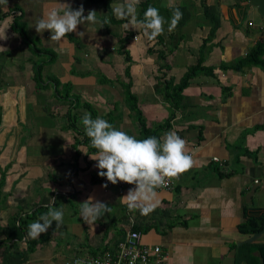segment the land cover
Here are the masks:
<instances>
[{"label": "crops", "instance_id": "obj_1", "mask_svg": "<svg viewBox=\"0 0 264 264\" xmlns=\"http://www.w3.org/2000/svg\"><path fill=\"white\" fill-rule=\"evenodd\" d=\"M44 1L49 2L45 11L42 10L43 0L37 2L41 3L39 9H31V3L27 2V10L11 3L0 10V14H7L0 19V179L3 177L0 227L7 225L9 214L18 208L47 205V212L49 207L62 208L65 219L57 230L53 222L46 241L38 242L25 261L29 256L42 261L70 250L72 255L68 258L113 249L130 227L137 226L144 244L159 245L164 251L161 264H264V66L252 65L240 70L220 68L221 64L230 65L246 55L257 42H264V23L256 8L249 0H152L161 7H168L169 2L172 6L182 5V9L190 11L187 22L195 21L194 25L186 22L177 26L175 30H180L182 38L176 41L173 51H165L170 66L164 79L171 76L174 83L196 62L197 49L208 36L211 23L204 16L203 4L212 5L218 12L219 25L207 43L211 48L203 62L215 67L214 74H201L191 80L183 89L173 116L171 106L155 88L163 61L148 49H163L157 38L148 40L143 29L124 28V24H130V18L120 24H110L109 33L104 32L102 23L87 22L78 25L72 33L80 44L79 51L84 52L80 60L83 64L85 51H91L92 59H96L99 50L98 56L102 57L106 36H116V42L118 35L133 30V40L128 44L129 48L133 47L131 91L142 111L141 120L152 129L171 116L165 130L156 138L174 131L186 141L192 167L174 180L171 189H156V207L145 216L139 210L129 211L120 200L134 186L105 188L99 182L97 161L90 158L97 151L88 152L90 138L87 143L76 145L79 155L75 159L77 138L76 132L68 127V105L61 109L62 101L53 95L51 87H36L31 59L37 57L22 41L20 33L12 29V24L17 19L28 31L22 21L25 15H46L53 7L61 8L57 0ZM124 2L113 0L112 7ZM67 4L74 10L83 4L85 15L88 10H96L98 21L106 15L101 5L86 0H67L62 7L67 8ZM136 8L138 12L139 4ZM119 25L122 31L113 35V26ZM59 43L66 46L70 54L64 63V74L60 76L52 71L44 74V67L53 64L55 57L44 65L43 78L54 75L61 81H70L72 94L78 92L83 101L100 109V116L97 113L94 119L103 118L116 129L137 138L139 121L126 103L121 88L116 90L112 88L115 84L99 83L84 64L86 67L78 70L77 75L70 76L74 44L66 37ZM101 62L104 61L100 58ZM119 66L123 71L124 64ZM120 74L114 71V76L107 77L114 79ZM119 101L121 105L115 120L108 119L116 112ZM77 113L81 119L87 112L79 108ZM80 125L79 122L78 127ZM52 172L57 173L59 179L50 178ZM72 196L79 200L71 203ZM89 196L112 209L93 225L85 223L80 215L81 203ZM248 217L256 218L254 221L262 225L257 231L260 236L253 240L249 239L257 232H245L240 227ZM107 219L112 220L108 223ZM70 235L77 239L71 245ZM4 241V236L0 235V250L5 248L1 246ZM7 243L11 253L26 248L24 242Z\"/></svg>", "mask_w": 264, "mask_h": 264}, {"label": "clouds", "instance_id": "obj_2", "mask_svg": "<svg viewBox=\"0 0 264 264\" xmlns=\"http://www.w3.org/2000/svg\"><path fill=\"white\" fill-rule=\"evenodd\" d=\"M138 3L139 0H125L123 4L113 7V14L117 19L130 18V24H124V28L143 29L144 37L154 40L163 34L165 18L160 15L159 9L149 6L143 14V19L138 20L136 8ZM7 4L8 0H0V5L7 7ZM168 7H172L171 2ZM96 13V10L91 9L85 15L83 4L75 10L70 5L67 8L53 7L47 12L46 17L37 20L34 27L37 33L50 31V40L60 42L65 36L75 32L78 25L86 22L106 24L107 21L97 20ZM182 16L180 9L175 8L169 23V32L177 27ZM81 123L87 137L90 138L91 146L97 150L90 158L97 161L95 167L99 170L98 175L113 185L125 182L136 186L120 198L121 202L126 203L129 211L139 210L140 214L145 216L150 214L156 207V189L165 187L169 179L178 178L192 167L193 161L187 154L186 141L174 131L167 132L160 139L152 136L138 140L116 129L103 118L92 119L89 113H85ZM107 186V183L103 185L105 188ZM111 211L107 203L89 196L81 203L80 215L85 223L93 225ZM54 221L56 230L63 226L62 208L49 207L47 213L29 224L28 236L31 239H38L41 234L47 233ZM75 264L82 262L77 260Z\"/></svg>", "mask_w": 264, "mask_h": 264}, {"label": "trees", "instance_id": "obj_3", "mask_svg": "<svg viewBox=\"0 0 264 264\" xmlns=\"http://www.w3.org/2000/svg\"><path fill=\"white\" fill-rule=\"evenodd\" d=\"M88 3L92 4H98L101 5L105 11L106 15L101 18V22L107 21L106 24H103L105 27L106 33H109L108 26L110 24H120L122 22H125L128 19H117L115 15L113 14V7L112 2L113 0H86ZM139 10L137 12V19L141 20L143 19V14L147 10L149 6L156 7L159 9L160 15H162L165 18V24H164V32L162 35L157 37L158 44L163 45V49H155L153 47H150L148 49V52L152 51L155 52L158 55V59L160 61H163V63L159 66V75L158 76V85L155 86L157 91L161 93L164 100H166L169 105L172 108V116H173V109L179 106V103L182 98V91L183 89L189 85L191 80L196 78L197 76L204 74V75H213L214 74V68L210 65H204L203 62L206 59V54L210 50V46L207 45L208 41L212 39L214 36V33L219 25L218 20V12L213 9V6L203 4V10H204V16L210 20L211 27L208 33V36L203 39L202 44L198 47L197 53L198 58L196 59V62L192 65L188 66L184 74L181 76L179 81L177 83H174V79L169 76L168 78L164 79L166 77L165 75L169 72V63L166 60V50L173 51L177 47L176 41L181 40V35L178 33L180 30H173L171 32L168 31L169 23L172 18V13L175 10V8H181L182 5H175L170 7H161L152 2V0H142L139 3ZM180 11L183 13L182 19L178 23V27L185 24L190 19V11L188 8L180 9ZM164 13V14H163ZM7 16L6 13L0 14V19ZM12 29L15 31H18L22 37V41L28 46V49L34 55L37 57V59H31L32 61V69H33V79L35 81L37 88H48L51 87L53 89V95L60 101L66 103L68 105V109L66 111V116L69 120L68 127L73 129L77 133H83L84 137L83 139H76V142L74 144L75 148V159H77L79 155V150L76 148L77 144H84L87 143L89 140L87 138V135L85 132L82 131L80 127L76 125V121L78 120L77 116V110L79 108H90L91 105L88 102L81 103L79 101V97L73 96L74 94L70 93L73 85L70 81H61L57 76L49 75L46 78H43L42 70L46 63L51 62L55 58L54 52H52L49 48H43L38 47L36 42L31 40L29 35L27 34L25 26L18 22L17 19L14 20V23L12 24ZM103 31V30H102ZM134 31L133 30H127L123 34L118 35L116 39L115 46L113 48V52L119 54L123 61H124V68L120 75H117L114 79L108 78L104 73H102L100 70H92L90 71L92 74H94L97 78V81L99 83H113L116 82L120 85L122 88L123 96L128 104L130 110H132L135 115H137V120L139 121V136L136 138L138 140H143L148 137L155 136L157 137L160 133V131L165 130L166 126L168 125V120L171 119V116L168 118V120L164 121V123H156L154 125V128L150 129L147 127V125L141 120L142 119V111L140 108H138L137 105V97L134 93L131 91L132 87V73H131V61H132V54L131 50L128 47V44L131 40H133L134 37ZM70 42L74 44L75 51L80 49V44L77 43L75 36L70 33L69 35L65 36ZM170 46V47H169ZM264 42H257L243 57L236 60L234 63L230 65L221 64V69L226 68H232L234 70H240L243 67L246 66H264ZM45 56L43 59L42 57ZM74 60L76 62L80 61V58L77 54L74 55ZM88 72V73H90ZM72 95V97H71ZM88 152L97 151L94 149L91 145L88 147ZM97 179V176L94 175ZM3 177L0 179V195H1V187H2V181ZM96 179H94L96 181ZM99 180V175H98ZM7 194H5L6 198ZM48 207L46 206H38L35 209H21L18 208L14 212L10 213L8 218L9 221L6 226L0 227V235L4 236L5 241L1 243V246L5 248L0 250V262L3 264H21L25 259L27 258V254L34 249L35 245L38 242H45L48 238L47 234H41V237L38 239H31L28 236V230H29V224L32 222L37 221L41 215L45 214L47 212ZM254 217H248V221L245 224H242L241 229L245 230V232H257L262 228V225H258L257 222L254 221ZM249 228V229H247ZM130 229H137L139 228L137 226H132ZM122 233H120V236ZM25 243L26 248L25 249H19L15 253H11L8 250V243Z\"/></svg>", "mask_w": 264, "mask_h": 264}, {"label": "rangeland", "instance_id": "obj_4", "mask_svg": "<svg viewBox=\"0 0 264 264\" xmlns=\"http://www.w3.org/2000/svg\"><path fill=\"white\" fill-rule=\"evenodd\" d=\"M39 1L40 0H30V1L29 0H22L21 2H19V0H8V3H11V5H15V6L16 5L17 6H21L24 10H27L26 9L27 2L28 3H31V9H39V7H41V3H37ZM66 2H67V0H57V3H58L57 6L62 7L64 5V3H66ZM161 2L162 1H159V3H161ZM47 3H49V2L43 0V6H42V10L43 11H45V9L47 8V6H46ZM0 10H3V5H0ZM43 17H46L45 13H43V15H33V16L25 15L24 16V19H22V21L24 20L23 22L26 24V27H27V30H28L27 31V34L29 35V37L31 38V40H33L34 42H36V44H37L38 47L49 48L52 52H54L55 57H57L56 60H55V62L53 61L54 62L53 64L52 63L51 64L48 63L44 67V71H43L44 74H49L52 71V72H56L58 75L61 76V75L64 74V68H65V64L64 63H65V60L68 59V57L70 56V54H69L68 48L66 46H62L59 42L50 40V37H51V32L50 31L46 30L44 33L43 32H41V33H37L36 32L34 26H35L37 20H39L40 18H43ZM194 22L195 21H193V22H187V25L188 24L189 25H194ZM113 28H115L114 31H113V33H112L113 35L120 33L118 31H122V29H123L122 25L113 26ZM109 30H111V28ZM103 34H105V33L103 32ZM95 37L98 38L99 35H95ZM106 37H108V40H107V42L105 41V44L106 45L104 47V51L101 53L102 54V57L101 56H98L99 55L98 54V51L99 50H97V49H96L97 50V53H96V56L97 57H96V59H92V52L91 51L90 52H89V50L88 51H85L86 52V56L84 58L87 61L84 60L85 63H83V64L87 66V68H88L87 72H90L92 70H100L106 76L107 75L114 76L113 75L114 71H116L117 74L119 72L122 73V70H121L122 69V66H119V65L120 64H124V61H123L122 57L119 54H117L116 52L114 53L113 52V49H112L113 44L116 43V42H114L116 36L115 37H112V38H110L109 36H106ZM104 39H105V37H104ZM134 40H135V38H134ZM130 45L133 46V44H130ZM17 49H19V48H17ZM130 49L133 52V47L130 48ZM85 50H87V49H85ZM81 52L79 50H77V51L74 52V55L77 54L79 56L80 60L83 58V54H84L83 50H81ZM134 55H135V51H134ZM42 58L44 59L45 56H43ZM100 58L104 62H101L100 63ZM83 64H82V61L76 62L74 60V63L73 64L71 62L70 63V67L71 66L72 67H71L70 76H73L74 77V75H77L78 74V70H82L83 68H85L86 66H84ZM71 74H74V75H71ZM116 83L117 82L115 80V82L112 83L113 85L115 84V87H112V88L113 89H116V90H119L121 87H120V85L118 83L117 84ZM100 86L102 87V86H105V85L104 84H100ZM108 87H110V86H108ZM121 90H122V88H121ZM102 92H103V89H102ZM73 94H74L73 96L79 97V101L81 103L87 102V101H83L84 99L80 98V96L78 95V92L77 93H73ZM71 97H72V95H71ZM65 104L66 103L60 102L59 106L61 107V109L64 106L66 107ZM120 105H121V102L119 101L117 103V105H116V112H114L112 115H109L108 116V119L112 118L111 120H115V117L118 115V108L120 107ZM82 109L85 110L87 113H89L91 115V117H93L92 119H94V117L96 116L97 113L100 116V109L97 108V107H95L93 104L91 105L90 108H82ZM77 118H78V120L76 121V125L79 126V122L81 123V119H79V116H77ZM80 127L82 128V131H83L84 130V126H83L82 123H81ZM83 132H85V131H83ZM75 136H76L77 139H81L82 137H84L83 133L80 134V133H77V132L75 133ZM52 150H53V147H52ZM58 176L59 175L57 173L52 172V175H50V178L52 177V179H54V178L57 177L59 179ZM78 200L79 199L77 197L72 196L71 199H70V202L71 203H76ZM58 201H59V199H58ZM111 220L112 219H107V222L110 223ZM114 220H117V219H114ZM64 221H65V219H64ZM76 242H77V239L75 237H73V236L70 235V245L71 244H74ZM59 253H60V255L53 256V257H49V258H45L42 261H37L35 259V257L29 256L28 260L25 261L22 264H62V261L64 259H66V258H68L69 256L72 255V251L71 250H70V252L69 251H65V252H62V253L59 252Z\"/></svg>", "mask_w": 264, "mask_h": 264}, {"label": "built area", "instance_id": "obj_5", "mask_svg": "<svg viewBox=\"0 0 264 264\" xmlns=\"http://www.w3.org/2000/svg\"><path fill=\"white\" fill-rule=\"evenodd\" d=\"M175 179H169L165 187L157 189H171ZM99 182L102 185L107 183L108 186L106 188L124 189L133 186L136 187L134 184L125 182H119L113 185L107 182L106 178H101L100 176ZM163 257L164 251L159 245L144 244L141 240V232L139 230L128 229L123 239L113 249H105L88 255H74L65 259L62 264H75L77 260H80L82 264H161Z\"/></svg>", "mask_w": 264, "mask_h": 264}, {"label": "water", "instance_id": "obj_6", "mask_svg": "<svg viewBox=\"0 0 264 264\" xmlns=\"http://www.w3.org/2000/svg\"><path fill=\"white\" fill-rule=\"evenodd\" d=\"M250 4L254 6L257 10V13L260 15L262 22L264 23V0H249ZM260 232L255 233L249 240L260 236Z\"/></svg>", "mask_w": 264, "mask_h": 264}]
</instances>
